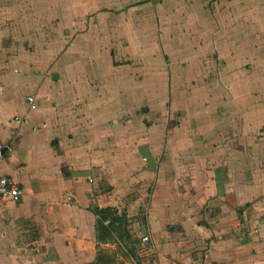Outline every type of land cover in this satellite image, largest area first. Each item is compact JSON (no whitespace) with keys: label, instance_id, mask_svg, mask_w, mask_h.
Instances as JSON below:
<instances>
[{"label":"crops","instance_id":"1","mask_svg":"<svg viewBox=\"0 0 264 264\" xmlns=\"http://www.w3.org/2000/svg\"><path fill=\"white\" fill-rule=\"evenodd\" d=\"M0 140V264H264V0H0Z\"/></svg>","mask_w":264,"mask_h":264},{"label":"trees","instance_id":"2","mask_svg":"<svg viewBox=\"0 0 264 264\" xmlns=\"http://www.w3.org/2000/svg\"><path fill=\"white\" fill-rule=\"evenodd\" d=\"M91 213L96 218L95 232H96V242L97 244H105L107 240L113 239V237H118L120 239L128 240L132 245L133 240L127 231V217L124 215H118L112 209H99L98 207H92ZM98 255L95 261L91 264H99Z\"/></svg>","mask_w":264,"mask_h":264},{"label":"rangeland","instance_id":"3","mask_svg":"<svg viewBox=\"0 0 264 264\" xmlns=\"http://www.w3.org/2000/svg\"><path fill=\"white\" fill-rule=\"evenodd\" d=\"M96 251L99 264H139L142 253L139 244L132 245L128 240L115 236L97 246Z\"/></svg>","mask_w":264,"mask_h":264},{"label":"built area","instance_id":"4","mask_svg":"<svg viewBox=\"0 0 264 264\" xmlns=\"http://www.w3.org/2000/svg\"><path fill=\"white\" fill-rule=\"evenodd\" d=\"M27 102L30 108L33 109L35 107V102L32 97H28ZM9 151L10 148L0 140V166ZM143 161L145 162L146 159H143ZM21 195L22 191L18 188V186L9 178L0 174V202H18ZM141 242H148V238L146 236L142 237Z\"/></svg>","mask_w":264,"mask_h":264},{"label":"water","instance_id":"5","mask_svg":"<svg viewBox=\"0 0 264 264\" xmlns=\"http://www.w3.org/2000/svg\"><path fill=\"white\" fill-rule=\"evenodd\" d=\"M144 233V232H143Z\"/></svg>","mask_w":264,"mask_h":264}]
</instances>
